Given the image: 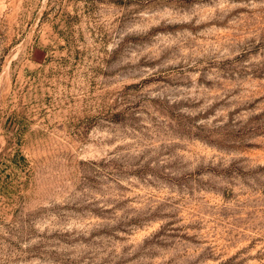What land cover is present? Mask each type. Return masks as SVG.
I'll use <instances>...</instances> for the list:
<instances>
[{
    "label": "rangeland",
    "instance_id": "rangeland-1",
    "mask_svg": "<svg viewBox=\"0 0 264 264\" xmlns=\"http://www.w3.org/2000/svg\"><path fill=\"white\" fill-rule=\"evenodd\" d=\"M0 264H264V0H0Z\"/></svg>",
    "mask_w": 264,
    "mask_h": 264
}]
</instances>
